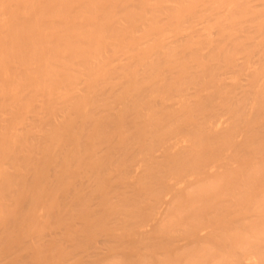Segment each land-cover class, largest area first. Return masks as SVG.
<instances>
[{"label": "bare ground", "instance_id": "bare-ground-1", "mask_svg": "<svg viewBox=\"0 0 264 264\" xmlns=\"http://www.w3.org/2000/svg\"><path fill=\"white\" fill-rule=\"evenodd\" d=\"M0 264H264V0H0Z\"/></svg>", "mask_w": 264, "mask_h": 264}]
</instances>
